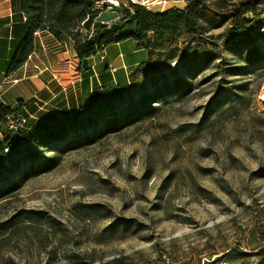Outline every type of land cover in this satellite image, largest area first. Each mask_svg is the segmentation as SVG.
<instances>
[{
    "label": "rangeland",
    "instance_id": "1",
    "mask_svg": "<svg viewBox=\"0 0 264 264\" xmlns=\"http://www.w3.org/2000/svg\"><path fill=\"white\" fill-rule=\"evenodd\" d=\"M169 1L144 5L163 11ZM256 1L257 16L249 18L264 34V0ZM107 4L91 17L113 12ZM117 4L118 14L103 15L99 24L109 28L131 9L128 0ZM6 7L0 0V14ZM228 25L207 29L195 48L183 34L173 45L154 44L152 70L136 81L152 76L156 87L148 81L144 90L154 93L182 78L189 84L184 93L155 99L149 115H132L141 95L132 90L107 113L118 129L111 125L93 140L72 132L42 145L36 164L54 156L53 168L0 184H17L0 195V264H99L123 256L133 264H256L255 253L264 247V36L235 46ZM162 44L166 53L158 52ZM69 56L26 71L44 69L41 75L50 78L55 72L58 88L67 86L59 94L62 106L81 71ZM179 58L185 64L176 69ZM31 80L9 92L29 96L37 89ZM100 89L82 94L77 109L38 110L34 116L41 119L31 117L28 125L46 123L49 115L75 116L88 94ZM5 132L17 134L6 126Z\"/></svg>",
    "mask_w": 264,
    "mask_h": 264
},
{
    "label": "trees",
    "instance_id": "2",
    "mask_svg": "<svg viewBox=\"0 0 264 264\" xmlns=\"http://www.w3.org/2000/svg\"><path fill=\"white\" fill-rule=\"evenodd\" d=\"M94 2L95 0H20L21 12L26 17L22 27L27 26L28 31L22 43L19 46L16 44L17 50L13 51L11 60H0V72L23 66L35 49L34 33L45 30L62 43L71 40L75 56L80 60L95 56L104 46L128 37H132L137 45L146 50L147 59L131 71L129 80L133 84L104 86L95 93L88 94L89 97L79 107L77 115L56 117L46 123L33 122L18 131L15 136L5 132L7 116L23 112L26 103L20 100L17 107L13 108L0 102V132L3 134L0 139V184L10 176L32 177L53 168L57 162L54 156L36 164L38 149L42 145L60 141L72 132H83L86 140H93L104 134L111 125L114 126L111 131L118 129L119 124L115 120H109L107 113L117 102L131 97L129 92L132 90L141 93L136 103L137 111L132 115H149L156 109L153 103L155 99L174 92L184 93L189 84L182 78L176 79L174 84L166 82L163 88L157 87L154 93L144 90L148 81L151 86L156 87V80L152 76L148 77L149 80L136 81L140 73L152 70L151 60L156 53L154 44L157 42L173 45L174 38L183 34L191 40L189 42L194 43L192 48H195L200 45L199 38L207 29L221 27L225 22L229 24L235 46L253 42L264 36L254 27L255 17L249 18V15L257 16L259 2L256 0H240L231 5L225 4L224 1L212 3L209 0H189L184 8L171 7L163 11H152L143 3L128 0L131 9L109 28L94 22L91 17L94 14ZM92 22L93 27L90 28ZM20 24H13V30H20ZM159 49V53H166L161 50L166 49L163 44ZM186 57L187 61H191L190 56ZM180 59L176 62V69L185 64L180 62ZM138 105L141 107L137 108ZM100 123L104 125L100 126ZM26 161L31 163L21 169L20 164ZM16 187L17 184H10L11 189ZM10 188L0 186V195ZM255 255L259 257L256 264H264V247ZM126 259L127 256L114 257L99 264H133Z\"/></svg>",
    "mask_w": 264,
    "mask_h": 264
},
{
    "label": "crops",
    "instance_id": "3",
    "mask_svg": "<svg viewBox=\"0 0 264 264\" xmlns=\"http://www.w3.org/2000/svg\"><path fill=\"white\" fill-rule=\"evenodd\" d=\"M119 1V0H116ZM133 1V0H131ZM135 2H146L147 0H134ZM7 2L6 12L0 14V60L10 61L16 44L19 46L28 31V27H22L26 21V17L21 12L20 0H5ZM171 7L184 8L186 4L182 0H170L168 2ZM111 14L117 13L113 8ZM159 9H154L157 11ZM110 14V15H111ZM100 14L99 18L101 17ZM98 17L94 19V22H98ZM102 21V20H101ZM90 24V28L93 27V23ZM21 23L20 30H13V24ZM35 49L30 54L29 58L23 66L18 69L11 68L8 71L0 72V102L16 108L18 101L23 100L26 105L22 110L28 112V118H35L37 121L41 119L34 115L38 110H66V106L72 105L73 110L78 105V99L82 97V94L86 92H92L94 89H100L104 86H118L129 83V73L137 67L140 63L147 59V52L144 48L137 45L136 41L132 37H128L119 42L110 43L102 48L95 56L80 60L75 56L73 42L68 40L67 50L61 49V45L64 44L57 40L48 31H37L34 33ZM67 42V41H66ZM63 48V47H62ZM62 51V55L60 52ZM71 51V53H70ZM71 54L73 59L81 65V71L79 73V79L76 81L75 90L71 94L64 106L60 103V92L65 90L67 86L62 84V88L59 89L61 82L50 78L49 75H41L44 69L52 67L59 61V57L62 59L70 58ZM68 55V56H67ZM38 66H45L39 73L28 74V68ZM55 72L52 73V75ZM37 79H33V77ZM24 78L32 79L35 82L37 89L29 96L17 95L13 97L9 92L16 83L21 82ZM71 83L72 80H71ZM68 85V84H67ZM78 108V107H77ZM76 108V109H77ZM30 110V111H28ZM42 117L43 114H39ZM48 115V114H47ZM56 117L49 115V121ZM47 120V121H48ZM3 136L0 134V139Z\"/></svg>",
    "mask_w": 264,
    "mask_h": 264
},
{
    "label": "built area",
    "instance_id": "4",
    "mask_svg": "<svg viewBox=\"0 0 264 264\" xmlns=\"http://www.w3.org/2000/svg\"><path fill=\"white\" fill-rule=\"evenodd\" d=\"M159 3H166L168 0H158ZM185 3H188L189 0H185ZM118 1L116 0H95L94 2V6H93V10H97V9H102L103 5L107 4V8L109 9H113L116 7H119V4H117ZM134 2V1H133ZM64 45H67V42H63ZM53 78L54 79H59V76L57 74H53ZM28 121L29 118L28 117H16L15 114H10L7 116V121H6V125L9 128V130L12 133H16L24 128H26V126L28 125Z\"/></svg>",
    "mask_w": 264,
    "mask_h": 264
},
{
    "label": "bare ground",
    "instance_id": "5",
    "mask_svg": "<svg viewBox=\"0 0 264 264\" xmlns=\"http://www.w3.org/2000/svg\"><path fill=\"white\" fill-rule=\"evenodd\" d=\"M148 1V0H147ZM143 4H145V2H143ZM106 13V12H105ZM111 13V12H110ZM110 13H109V15H108V13L107 14H103V15H108V18H109V16H110ZM103 15H101V17H100V19L99 20H102L101 18H103ZM112 15L113 14H111V17H112ZM114 15H116V14H114ZM110 17V18H111ZM114 17V16H113ZM99 18V17H98ZM108 18H107V20H108ZM114 18H116V17H114ZM103 19H106V18H103ZM107 20H105V21H107ZM110 20V19H109ZM261 98H262V100L264 101V92L262 93V96H261Z\"/></svg>",
    "mask_w": 264,
    "mask_h": 264
}]
</instances>
